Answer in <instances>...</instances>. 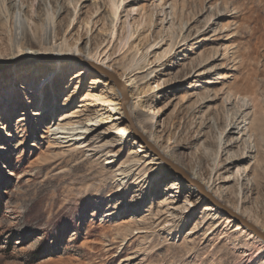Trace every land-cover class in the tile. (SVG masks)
Here are the masks:
<instances>
[{"label":"rangeland","instance_id":"374dc122","mask_svg":"<svg viewBox=\"0 0 264 264\" xmlns=\"http://www.w3.org/2000/svg\"><path fill=\"white\" fill-rule=\"evenodd\" d=\"M52 20L69 55H14ZM97 50L129 117L85 99L111 81L78 76ZM24 58L0 68V264H264V239L128 120L264 233V0H0V65Z\"/></svg>","mask_w":264,"mask_h":264},{"label":"bare ground","instance_id":"6f19581e","mask_svg":"<svg viewBox=\"0 0 264 264\" xmlns=\"http://www.w3.org/2000/svg\"><path fill=\"white\" fill-rule=\"evenodd\" d=\"M16 5L17 4H15L14 6H16ZM59 9H62V8H59ZM14 17L17 19V23L19 24V19L17 18V17H19V8H17V7L15 8V15H14ZM46 28H47L46 29V34H45L44 38L42 39V41H43L42 42V45L38 49H32V48L27 47V46H25V47L24 46H21V48H20L21 50H19V44H18V46H17L18 47V51L14 55H18V54L27 55L29 53H33L35 55V54H38V53H42L41 51L50 52V54L57 55V56H64V55L66 56V55H69L70 54L69 52H65L63 54L62 53H55L54 52V51H57L58 49H61L62 44H63V42L62 43H59L58 40H57V38H56V36H57V34H56L57 23L55 22V20L50 21L47 24V27ZM127 43H128V41L122 42L121 45H120V49H124L126 47ZM105 52L106 51H104L102 53V52H98V50H97V51H94V52H90L89 55L86 56V57L79 58V60L85 66H83L81 69H79V71L77 72L78 73V76H81L82 74H84L85 72H83V71H86V73H87V71L90 69L89 67H92V64H97V65H100V66H102L104 68L107 67L109 70L110 69L113 70V68L110 65H108L106 63V61L104 60V57H105L104 56V53ZM32 59H35V58H31V61H34ZM101 73H104V72H101ZM109 73H112V72L109 71ZM104 74H106V73H104ZM261 74L264 76V64H263V67L261 69ZM106 75L108 76V74H106ZM129 84H130L129 82L126 83V84H124L121 80H120V84H116L113 80H111V81L107 80L106 81L107 88H105V89L104 88L103 89H98L96 87H92L88 91H85L84 92L85 99H87L88 101H90L89 102V105H91L94 110L97 109V111H104L107 108L112 107L115 104L116 101H120V102L122 101L123 104H124V106H123L124 113H126V115L129 117V113H130V110H131L130 109V105L128 103V99H129V93H128V87L129 86L128 85ZM109 90H110V92H109ZM38 92H39V94H42L44 92V90L41 91L42 93L39 90H38ZM127 96H128V98H127ZM39 100H40L39 102L41 103L43 99H40L39 98ZM258 114H259V116H257L256 119L258 120V124H259L258 126H259V131H260V134H261V138L264 140V105L262 107H260V110H259V113ZM128 120L130 122H133L131 120V118H129ZM65 123H66V126H64V127L62 126V128H65L67 126H72L73 124H75L74 122H71V121H66ZM56 124H57V127H58L60 125V122L54 123L53 125L50 124L49 129H52ZM161 158H163L164 160H166V162H167V160H169V159H166L162 154H161ZM169 161H171V160H169ZM171 162H173V161H171ZM177 162L180 164L181 167L186 168V166H184L183 164H181V162H179L178 160H177ZM173 163H175V162H173ZM187 170H188V173L190 174V175L189 174L188 175H189V177L191 179H196V180H199L202 183H204V181H202V179H200V177H199V175H198L197 172H194L193 170H190V169H187ZM204 184L203 185L205 186L206 190H210L211 189L212 186L209 184V182L204 183ZM213 203L215 205H217L216 202L213 201ZM217 206L220 207L219 205H217ZM207 209L208 210H214L215 208L213 206H210ZM235 209L238 210V207L235 206ZM251 236H253V235L251 234ZM28 248H32V247L31 246H28Z\"/></svg>","mask_w":264,"mask_h":264},{"label":"water","instance_id":"95a60500","mask_svg":"<svg viewBox=\"0 0 264 264\" xmlns=\"http://www.w3.org/2000/svg\"><path fill=\"white\" fill-rule=\"evenodd\" d=\"M23 60H27V59H22L18 62L15 61H10L4 64L0 65V68H5L11 65H14L15 63H19V62H23ZM33 60V59H32ZM35 60V59H34ZM92 67L98 71L104 72L106 74H108V76L111 78V80H113L116 84H120V79L118 78V76L114 73H109L108 70H106L104 67L97 65V64H92ZM128 98V96H127ZM132 124V129L135 131V133L144 141V143L154 152H156L160 157H161V153L158 150V148L151 142L149 141L137 128V126L131 122ZM167 163L172 167L173 170L179 172L183 177H185V179L189 180L191 183H193L194 185H196L199 190L206 196H210V198L212 199V201L216 202L217 205H219L221 208H223L228 214H230L231 216H234L235 218H238L239 220L244 221V223L246 225L249 226L250 229H252L253 231H255L256 233H258L261 237L264 238V233L262 231H260L253 223L239 217V215L232 210L230 207H228L227 205H225L224 203L218 201L217 199H215L213 196H211L208 191L206 190L205 186L203 185V183L199 180L196 179H191L189 177V175L176 163H173L169 160H167Z\"/></svg>","mask_w":264,"mask_h":264}]
</instances>
